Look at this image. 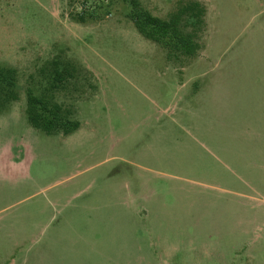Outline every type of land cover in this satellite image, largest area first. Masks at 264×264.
Instances as JSON below:
<instances>
[{
  "label": "rangeland",
  "instance_id": "rangeland-1",
  "mask_svg": "<svg viewBox=\"0 0 264 264\" xmlns=\"http://www.w3.org/2000/svg\"><path fill=\"white\" fill-rule=\"evenodd\" d=\"M194 1L202 49L170 60L121 0H0V264H264V0ZM29 88L80 129H34Z\"/></svg>",
  "mask_w": 264,
  "mask_h": 264
},
{
  "label": "trees",
  "instance_id": "trees-1",
  "mask_svg": "<svg viewBox=\"0 0 264 264\" xmlns=\"http://www.w3.org/2000/svg\"><path fill=\"white\" fill-rule=\"evenodd\" d=\"M121 1L129 7L128 18L137 31L147 40L162 47L170 60L190 59L199 54L202 49L200 34L204 31L207 13L200 2L189 0L181 3L176 12L168 19H163L145 9L140 0ZM86 20L83 15L80 16V22ZM54 65L49 90H54L58 84L64 83L72 76V70H75L66 64ZM19 91L17 70L0 65V114L19 100ZM26 115L34 129L48 135L58 132L71 135L81 127V123L72 119L62 106L51 103L45 94H37L31 88L27 90Z\"/></svg>",
  "mask_w": 264,
  "mask_h": 264
}]
</instances>
